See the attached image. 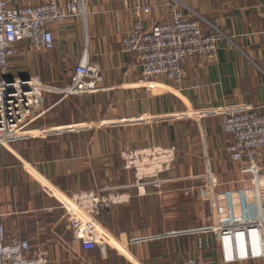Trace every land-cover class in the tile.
I'll return each instance as SVG.
<instances>
[{
	"label": "crops",
	"instance_id": "crops-1",
	"mask_svg": "<svg viewBox=\"0 0 264 264\" xmlns=\"http://www.w3.org/2000/svg\"><path fill=\"white\" fill-rule=\"evenodd\" d=\"M43 1L8 3L21 7ZM127 1L90 0L85 30L79 17H71L51 27L52 50L35 51L24 40L11 59L14 76L38 75L55 88L70 84L85 48L89 62L102 72L95 93H46L26 138L0 147V222L34 248H47L48 264H92L94 258L99 264H181L195 251V238L191 244L182 236L134 240L181 229H172L173 203L182 205L183 197L187 202V189L205 170L218 174L222 189L242 186L250 177L248 163L233 162L226 152L233 138L221 131V117L200 111L243 106L264 113V0H178L204 19L206 32L224 34L216 62H182L181 86L165 78L141 82L136 59L120 51L135 20ZM169 1L142 0L150 7L146 26L171 19ZM68 127L73 129L51 132ZM172 144L179 148L173 169L161 176L159 188L149 185L147 194L139 195L120 153ZM257 158L264 165V150ZM44 180L69 195L94 189L129 193V202L100 217L119 245L84 250L59 201L44 190Z\"/></svg>",
	"mask_w": 264,
	"mask_h": 264
},
{
	"label": "built area",
	"instance_id": "built-area-1",
	"mask_svg": "<svg viewBox=\"0 0 264 264\" xmlns=\"http://www.w3.org/2000/svg\"><path fill=\"white\" fill-rule=\"evenodd\" d=\"M89 1L67 0L66 5H62L60 0H45L35 5L11 7L8 0H0V147L6 148L13 141L26 138L28 126L41 114L46 93L66 97L100 90L102 72L99 65L89 62L86 48L84 58L65 88L46 84L38 75L17 77L12 73L11 59L18 54L20 42L29 40L35 51L52 50L51 27L74 16L81 19L85 30ZM125 5L134 12L135 20L121 39L120 51L136 59L141 68V82L165 78L181 86L185 77L182 65L185 59L201 58L207 63L217 61L224 34L206 32L204 19L178 0L167 3L171 9L169 21L149 27L144 19V15L150 13L149 6L143 5L142 0L127 1ZM203 112L221 117V131L233 138L226 152L231 161L248 163L246 173L250 175L249 180H242V186L222 189L218 174L205 170L200 175L203 184L197 188V194L199 191L208 201L213 224L172 230L134 242L193 235L196 249L181 264H258L264 261V165L257 158V153L264 150V113L243 106L210 108L200 114ZM71 129L51 131L59 133ZM178 152L175 144L151 145L124 149L120 157L123 168L134 174L138 194L144 196L149 185L158 188L162 185L161 176L173 169ZM42 186L47 194L57 198L68 227L84 249L106 245L116 247L117 243L99 216L116 205L129 202V193L118 189H94L69 195L60 192L47 180ZM3 215L0 208V218ZM210 253L212 255H208ZM48 262L47 248H34L29 240L9 234L0 222V264Z\"/></svg>",
	"mask_w": 264,
	"mask_h": 264
},
{
	"label": "rangeland",
	"instance_id": "rangeland-1",
	"mask_svg": "<svg viewBox=\"0 0 264 264\" xmlns=\"http://www.w3.org/2000/svg\"><path fill=\"white\" fill-rule=\"evenodd\" d=\"M14 71L15 69L12 70L13 73ZM194 180H195L194 182L195 184L187 189L188 192L187 202H185L184 199L185 197H183L182 205H179L178 201H174L173 203L174 210H173V219L171 224L172 229L181 228L182 230H185L206 224L207 225L213 224L211 217V210L208 201L206 200L205 196L199 194V191L197 194V188H199L203 184V179L196 178ZM100 217L101 215L99 216V220ZM209 237L211 239L212 236L210 235ZM188 239H190V244H191L192 240H194V236L191 235L190 237H188ZM190 247H192V245ZM208 255H212V254L210 253ZM91 263L99 264L98 260L95 258L91 260ZM82 264H85V261ZM101 264H106V262Z\"/></svg>",
	"mask_w": 264,
	"mask_h": 264
},
{
	"label": "trees",
	"instance_id": "trees-1",
	"mask_svg": "<svg viewBox=\"0 0 264 264\" xmlns=\"http://www.w3.org/2000/svg\"><path fill=\"white\" fill-rule=\"evenodd\" d=\"M120 154H121V153H120ZM102 214H103V213H102ZM102 214H101V215H102ZM84 250H87V249H84ZM88 250H92V249H88Z\"/></svg>",
	"mask_w": 264,
	"mask_h": 264
}]
</instances>
